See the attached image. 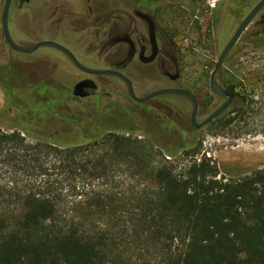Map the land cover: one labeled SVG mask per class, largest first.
<instances>
[{
    "label": "trees",
    "instance_id": "obj_1",
    "mask_svg": "<svg viewBox=\"0 0 264 264\" xmlns=\"http://www.w3.org/2000/svg\"><path fill=\"white\" fill-rule=\"evenodd\" d=\"M244 1L242 18L259 0ZM17 84L6 105L29 128L0 127V264H264V169L220 175L196 144L178 167V151L114 130L73 141L40 116L47 88Z\"/></svg>",
    "mask_w": 264,
    "mask_h": 264
},
{
    "label": "rangeland",
    "instance_id": "obj_2",
    "mask_svg": "<svg viewBox=\"0 0 264 264\" xmlns=\"http://www.w3.org/2000/svg\"><path fill=\"white\" fill-rule=\"evenodd\" d=\"M242 2L245 1L163 2L164 12L168 11L164 24L172 27L179 48L177 57L182 67V87L202 97L198 121H203L223 102L210 88V75L220 52L239 25L242 17L236 14L235 6ZM47 13L44 17L48 16ZM263 20L264 8L243 33L220 70V80L224 85L234 83L239 98L247 96L245 112L239 114L233 108L218 121L193 132L190 125L192 105L185 99L170 94L167 100H159L167 102L172 111L152 108L158 100L151 101L144 108L132 100L125 85L113 77H94L99 87L97 91L87 97L75 96L73 87L87 77L86 73L78 70L60 53L54 57L55 51L51 53L44 49L32 55L11 51L0 34V127L29 128V121L18 120L17 109L6 105L11 97L14 98L10 89L18 86L20 78L26 83H40L47 88V94L39 103L42 107L40 116L47 114L44 108L49 107L50 113L46 120L55 124V130L65 129L66 133H71L73 141H87L99 129L114 130L152 141L164 150L178 151L177 155L167 158L178 167H185L193 158L182 154L183 146L196 144L200 148L199 157L204 155L215 163L221 171L220 175L240 176L264 169V45L261 38L251 40L252 34L261 31ZM92 31L95 30L92 28ZM72 52L81 63L91 65V61L85 57V51ZM55 59L58 61L56 65L53 63ZM11 63H15L18 68L9 67ZM138 70L143 74L154 73V70L145 66H138ZM129 73L138 88L143 85L156 87L164 83L157 77L150 79L141 76L136 70H130ZM63 91L69 92L64 95ZM120 109L127 111V114ZM64 115L71 120L65 128L62 120ZM131 181L136 182L135 179Z\"/></svg>",
    "mask_w": 264,
    "mask_h": 264
},
{
    "label": "flooded vegetation",
    "instance_id": "obj_3",
    "mask_svg": "<svg viewBox=\"0 0 264 264\" xmlns=\"http://www.w3.org/2000/svg\"><path fill=\"white\" fill-rule=\"evenodd\" d=\"M41 1L11 0L8 30L14 43L23 48L33 47L43 41L54 43L39 47L32 53H24L11 47L5 38L2 14L6 0H0V34L11 51L22 55H32L36 51L47 49L46 51H51V53L52 51L56 52L54 57L60 53L65 60L73 65L74 63L61 47L71 52L73 50L85 51V57L91 61V65L88 66L82 63L83 65L92 69H110L122 73L131 80L134 93L139 98L160 89L184 88L181 84V61L177 57L179 48L176 45L172 27H167L164 24L168 13V11L164 12L165 8H163V2L166 0H43L42 7ZM47 11L49 14L47 13L48 16L44 17ZM105 13L108 15H104ZM243 19H239V24ZM92 28L95 30L94 32ZM88 30H91V32H88ZM89 34L90 38H88ZM79 55L81 56L80 53ZM57 62L55 59L53 61L54 65ZM10 66L12 69L13 67L18 68L15 63H11ZM138 66L152 69L154 73L143 74L138 70ZM130 70H136L141 76L150 79L153 77L160 78L164 83L161 86L156 85V87L143 85L142 88H138L129 73ZM220 70L216 74L217 81L227 92L235 95L232 103L225 110V112H228L235 107L239 93L236 91V87L231 91L221 82ZM84 73L87 77L77 83L83 80H93L96 83L94 77H113L125 85L128 96L134 100L130 96L129 87L122 77L114 74ZM96 85L97 88L95 89L85 88V91L89 93L87 96L93 95L97 91L99 87L97 83ZM187 90L191 91L198 99V120L202 97L190 89ZM170 94L185 99L191 103L193 109V103L189 98L176 93L161 94L143 102L134 101L145 108L153 100H167ZM215 95L217 94L215 93ZM217 96L223 99L220 105L227 99V97ZM155 103L151 106L152 108L172 111V107L167 102L159 101ZM120 110L124 111V109ZM124 113L127 114V111H124ZM190 125L192 132L199 130L192 123L191 114Z\"/></svg>",
    "mask_w": 264,
    "mask_h": 264
},
{
    "label": "water",
    "instance_id": "obj_4",
    "mask_svg": "<svg viewBox=\"0 0 264 264\" xmlns=\"http://www.w3.org/2000/svg\"><path fill=\"white\" fill-rule=\"evenodd\" d=\"M10 4H11V0H6L3 14H2V23L4 27V32H5V38L11 47H13L16 50H19V52L32 53L35 49L39 47L54 44L51 41H43L30 48H23V47L16 45L11 39L9 30H8V14H9ZM263 8H264V0H259L252 7V9L248 12V14L244 17V19L241 21V23L235 30L230 40L227 42L223 50L220 52L219 57L216 61L215 68L211 74L210 86L214 93H216L217 95L221 97H227V99L222 105H220L211 114H209L203 121H200V122L197 120L198 99L191 91L184 89V88H166V89H160V90L154 91L145 97L139 98L134 93L131 80L127 78L126 76H124L122 73L114 71V70H110V69L100 70V69L89 68L83 65L80 61H78V59L75 57V55L71 51L65 49L64 47H61V48L70 57L74 65L84 72H88L92 74H114V75H118L122 77L126 81L129 87L130 96L136 101L143 102V101L153 98L154 96H158V95L166 94V93L181 94L189 98L193 103V109L191 113L192 123L195 125L196 128L200 129L206 126L207 124L213 122L214 120H216L221 114H223V112H225V110L232 103L235 95L227 92V90L217 81L216 74L222 68L227 57L229 56V54L231 53V51L233 50L237 42L240 40L243 33L247 30L249 25L253 22V20L256 18V16L260 13V11ZM85 88L95 89L97 88V85L93 80L80 81L74 86L73 94L79 97H86L89 93L85 91Z\"/></svg>",
    "mask_w": 264,
    "mask_h": 264
},
{
    "label": "built area",
    "instance_id": "obj_5",
    "mask_svg": "<svg viewBox=\"0 0 264 264\" xmlns=\"http://www.w3.org/2000/svg\"><path fill=\"white\" fill-rule=\"evenodd\" d=\"M208 156H210V154H208ZM168 159H170L171 157L170 156H167Z\"/></svg>",
    "mask_w": 264,
    "mask_h": 264
}]
</instances>
